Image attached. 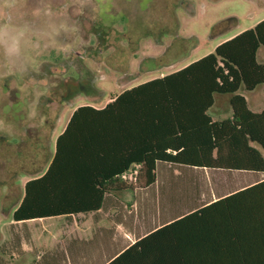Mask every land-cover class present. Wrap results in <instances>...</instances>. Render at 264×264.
Listing matches in <instances>:
<instances>
[{
  "label": "rangeland",
  "instance_id": "374dc122",
  "mask_svg": "<svg viewBox=\"0 0 264 264\" xmlns=\"http://www.w3.org/2000/svg\"><path fill=\"white\" fill-rule=\"evenodd\" d=\"M263 19L264 0H0V238L16 234L7 223L24 184L47 166L72 107L88 102L79 81L105 103L128 75L134 87L173 73Z\"/></svg>",
  "mask_w": 264,
  "mask_h": 264
},
{
  "label": "trees",
  "instance_id": "16d2710c",
  "mask_svg": "<svg viewBox=\"0 0 264 264\" xmlns=\"http://www.w3.org/2000/svg\"><path fill=\"white\" fill-rule=\"evenodd\" d=\"M227 20L237 26V19ZM260 48L264 20L184 68L123 91L102 108L75 109L45 172L24 184L13 221L96 211L105 194L127 188L121 177L135 167L142 187L155 182L157 163L264 172V110L252 112L240 93L264 86ZM134 80L128 75L124 84ZM90 82L79 81L77 92L102 104L104 92ZM74 95L64 98L71 107ZM221 95L229 96L231 114L214 121L208 112ZM143 247L141 240L110 264H143Z\"/></svg>",
  "mask_w": 264,
  "mask_h": 264
},
{
  "label": "crops",
  "instance_id": "0c3cea01",
  "mask_svg": "<svg viewBox=\"0 0 264 264\" xmlns=\"http://www.w3.org/2000/svg\"><path fill=\"white\" fill-rule=\"evenodd\" d=\"M257 61L264 63V48ZM240 93L252 112L264 110V86ZM111 100L73 106L54 135V151L75 109ZM208 113L214 121L230 117L229 96H215ZM135 174L136 167L124 174L127 188L105 194L96 211L21 222L11 213L7 224L17 232L0 238V264H110L141 240L143 264H264V172L157 163L155 182L144 187L133 182ZM237 192L239 200H225Z\"/></svg>",
  "mask_w": 264,
  "mask_h": 264
}]
</instances>
